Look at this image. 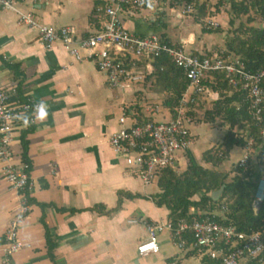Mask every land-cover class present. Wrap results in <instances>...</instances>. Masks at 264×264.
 Segmentation results:
<instances>
[{
	"label": "crops",
	"instance_id": "1",
	"mask_svg": "<svg viewBox=\"0 0 264 264\" xmlns=\"http://www.w3.org/2000/svg\"><path fill=\"white\" fill-rule=\"evenodd\" d=\"M15 1L45 26L73 27L81 37L102 29L95 9L104 0ZM181 6L153 0L144 10L126 11L123 20L130 31L159 34L190 54L223 53L225 35L204 34L203 19L181 17ZM126 61L144 79L128 90L112 89L93 62L74 60L59 44L46 50L37 32L20 26L15 13L0 9V86L20 85L23 97L43 104L46 113L39 109L35 124L15 133L13 162L28 167L33 189L31 212L19 230L23 247L13 264H209L179 251L167 232L159 236V254H138L147 225L168 222L169 211L156 204L158 182L145 185L112 151L110 138L124 112L137 115L141 110L144 118L157 122L169 116L157 105L164 104V94L152 87L155 81L146 80L154 72L152 62L132 56ZM215 95L209 89L199 104H210ZM155 106L157 113L151 110ZM193 148L192 141L188 152L198 162L202 156L196 157ZM186 165L185 154L178 155V170ZM119 193L123 197L117 209ZM18 209V194L3 179L0 163V245ZM48 239L55 246L54 262ZM2 257L0 252V264Z\"/></svg>",
	"mask_w": 264,
	"mask_h": 264
},
{
	"label": "built area",
	"instance_id": "2",
	"mask_svg": "<svg viewBox=\"0 0 264 264\" xmlns=\"http://www.w3.org/2000/svg\"><path fill=\"white\" fill-rule=\"evenodd\" d=\"M152 1L104 0V4L95 9L96 15L103 19L102 29L91 36L81 37L73 27L54 28L41 24L32 12L22 11L15 0H0V9L15 13L20 26L37 32L46 50L59 44L74 60L93 62L106 75L107 85L112 89L128 90L144 79L129 68L126 61L128 56L153 62L155 58L166 55L184 72L189 85L175 109V115L165 109L168 120H148L140 124L136 114L124 112L118 120L119 129L110 138L112 151L124 158L127 167L145 185L156 182L165 169L177 171L178 155L186 154L193 141L194 121L190 113L201 100L209 97L210 88L204 82L214 74H224L233 89L248 93L253 121L262 127L261 137L264 140V71L249 73L238 59H227L219 53L211 56L190 54L159 34L140 36L127 29L123 14L126 11L144 10ZM195 12L196 0L180 7L181 17ZM202 23L205 28L211 29L221 26L213 16L203 19ZM39 109V103L31 96L20 97L15 84L7 88L0 86L2 177L19 199L17 216L5 234L4 245H0L2 264H13V258L21 251L23 244L19 239V230L32 209L33 183L27 172L28 167L16 166L13 162L15 133L21 128L33 126ZM151 110L157 113L159 107ZM245 140V154L234 168L247 172L256 158H253V138L247 137ZM263 202L264 174L254 196L256 212ZM190 212L202 215L194 209H190ZM226 212L227 208L221 206L218 214H205L202 219H182L176 226L170 221L147 225V239L138 246V254L140 257L159 254V236L167 232L179 251L194 253L214 264H248L252 261L264 264V232H239L232 226L224 225ZM216 218L222 222L216 221Z\"/></svg>",
	"mask_w": 264,
	"mask_h": 264
},
{
	"label": "trees",
	"instance_id": "3",
	"mask_svg": "<svg viewBox=\"0 0 264 264\" xmlns=\"http://www.w3.org/2000/svg\"><path fill=\"white\" fill-rule=\"evenodd\" d=\"M173 1L187 5L193 2V0ZM229 2L231 15L229 26L234 30L227 36L226 52L221 54L227 59H238L249 73L264 71V28L255 27L253 25L254 20L251 18L244 24L241 22L235 28L236 20H240L243 16H249L251 11L264 18V0H253L250 6L235 0H229ZM200 3L196 0V8ZM205 7L202 4L199 8L196 19L198 22H201L200 20L206 14ZM203 33H220V30L203 28ZM230 35H233V38ZM207 55L211 56L212 54ZM152 65L154 72L146 80L155 81L152 87L165 96L162 106L170 114L175 115V109L189 85L186 75L166 55L155 58ZM204 85L218 94V98L210 102V109L203 114V118H198V120L206 124H214L220 121L221 125H227L229 130L223 143L226 151H223L221 147L214 148L202 154V161L207 165L219 167L228 158L229 151L235 146L244 148L245 139L251 137L255 142L254 149L258 150L256 160L259 167L254 169L251 166L247 172L235 168L236 176L228 181V174L209 170L199 164L191 153L187 152L185 154L187 165L184 171L181 173L172 169L161 171L157 180L161 193L156 196V204L159 207L167 208L169 221L173 226H176L182 219H202L205 214H213L217 207L225 206L227 208V220L223 222L224 225L232 226L239 232H264V202L257 212L254 210L257 184L263 175L264 140L261 137L262 127L253 121L250 110L251 100L247 92L233 89L228 84L224 74L212 75L204 82ZM16 86L20 97L23 98L24 91L21 90L20 85ZM195 108L190 113L194 123L196 121L194 118L196 117ZM136 118L140 124L150 120L142 116L141 110H139ZM237 129L241 130V133L237 132ZM26 145L27 143L24 142V148ZM220 191H222L221 196L216 200L213 196ZM122 195L119 193L117 209L121 207ZM128 197L132 198V196ZM101 209V207L96 208L99 212ZM190 209H194L202 215L191 214ZM216 221L222 222L220 218H216ZM47 242L49 255L54 262L53 249L55 246L49 239ZM204 261L214 264L208 259H204ZM248 264L259 263L252 261Z\"/></svg>",
	"mask_w": 264,
	"mask_h": 264
},
{
	"label": "rangeland",
	"instance_id": "4",
	"mask_svg": "<svg viewBox=\"0 0 264 264\" xmlns=\"http://www.w3.org/2000/svg\"><path fill=\"white\" fill-rule=\"evenodd\" d=\"M236 2H243L244 4L250 6L253 0H235ZM163 4H169V5H174L177 3L176 1L173 0H162ZM204 4L206 14L202 19L207 18L208 16H219V19H221L219 22L221 24L220 28L217 30H220V33L218 34H224L225 38L227 40L228 34L232 33L234 29H231L229 26V22L231 20V15H230V2L229 0H202V2L199 4V6L196 8V12L193 14H188V16L193 17L194 19L198 18L199 14V8L200 6ZM249 18L254 20V26L257 28H264V18H262L259 15H256L254 11L250 12L249 16H243L241 17L240 20H236V27L237 28L240 23L242 22L243 24L246 23ZM200 23V22H199ZM202 28H205L204 24L201 22ZM217 32V31H216ZM231 36V35H230ZM233 38V35L231 36ZM225 40V43H226ZM226 48V44H225ZM226 50V49H225ZM226 51H223L222 54H224ZM221 54V53H220ZM160 106L162 112H167L165 111L164 108H162V104H157ZM210 104L205 103V104H198V106L195 108L196 112V121L198 118H203V114L210 109ZM159 120V118H158ZM195 121L194 126H192V133L194 134V148L192 149L196 157L202 156L203 153H206L214 148H222L223 151H226V148L224 147V137L228 133L229 127L227 125H221L220 121H217L214 124H206L201 121ZM205 124V125H203ZM237 132L241 133V130L237 129ZM245 151L244 148L235 146L231 151L228 152V158L224 160L223 164L219 167H213L211 165L205 164L202 159L198 161L199 164L205 166L209 170L220 172L222 174H228V181L232 180L236 176V172L234 171V165H236L244 156ZM254 159L257 158L258 155V150H254ZM182 166H183V161H182ZM252 166L254 169H257L258 163L257 160H253ZM264 174V168L262 169ZM177 172L181 173L180 170L177 168ZM199 198V197H197ZM220 207H217L215 210V213H219Z\"/></svg>",
	"mask_w": 264,
	"mask_h": 264
},
{
	"label": "water",
	"instance_id": "5",
	"mask_svg": "<svg viewBox=\"0 0 264 264\" xmlns=\"http://www.w3.org/2000/svg\"><path fill=\"white\" fill-rule=\"evenodd\" d=\"M221 193H222V191H220L219 193H216L213 197L216 198V200H218V199L220 198V196H221ZM261 205H262V204H259V205H258L259 208L261 207Z\"/></svg>",
	"mask_w": 264,
	"mask_h": 264
},
{
	"label": "clouds",
	"instance_id": "6",
	"mask_svg": "<svg viewBox=\"0 0 264 264\" xmlns=\"http://www.w3.org/2000/svg\"><path fill=\"white\" fill-rule=\"evenodd\" d=\"M40 112H41V115H45L46 114L45 113V110H44V105L43 104L40 105Z\"/></svg>",
	"mask_w": 264,
	"mask_h": 264
}]
</instances>
